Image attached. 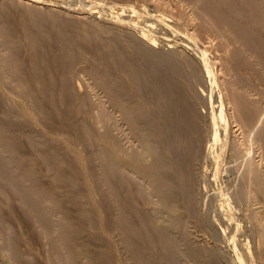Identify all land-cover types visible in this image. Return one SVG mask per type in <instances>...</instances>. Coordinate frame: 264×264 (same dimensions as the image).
Here are the masks:
<instances>
[{
  "label": "rangeland",
  "instance_id": "obj_1",
  "mask_svg": "<svg viewBox=\"0 0 264 264\" xmlns=\"http://www.w3.org/2000/svg\"><path fill=\"white\" fill-rule=\"evenodd\" d=\"M245 1L0 0V264H264Z\"/></svg>",
  "mask_w": 264,
  "mask_h": 264
},
{
  "label": "bare ground",
  "instance_id": "obj_2",
  "mask_svg": "<svg viewBox=\"0 0 264 264\" xmlns=\"http://www.w3.org/2000/svg\"><path fill=\"white\" fill-rule=\"evenodd\" d=\"M239 1H240V0H239ZM246 1H247V0H246ZM246 1H245V2H246ZM243 2H244V1H242V3H241L242 5L240 4L241 7L239 6L240 8H242V7L244 6V5H243V4H244ZM249 2H251V1H249ZM249 2H246L245 5L248 4V6H250L251 3L249 4ZM253 2H254V1H252V3H253ZM210 4H211V3H210ZM219 4H220V3H219ZM219 4H218V6H219ZM232 5H233V4H232ZM209 6H210V5H209ZM214 6H216V5H215V4H214V5L212 4V9H213ZM248 6L246 5V7H248ZM252 6L254 7V6H256V5H254V3H253V5H251L249 8H251ZM210 7H211V6H210ZM226 7H227V6H226ZM118 8H119V7H118ZM224 8H225V6H224V7H223V6H220V9H221V10H220V9L216 6V9H217V10L219 9V11H220V12L222 11V13L227 11V8H226V10L223 11L222 9H224ZM244 8H245V6L243 7V9H244ZM119 9H120V8H119ZM124 9H125V8H124ZM126 9H128V8H126ZM129 9H130V11H131V8H129ZM209 9H210V8H209ZM214 9H215V8H214ZM243 9H240V10H242L241 13L243 12ZM246 9H247V12H250V11H248V10H249L248 8H246ZM246 9H244V10L246 11ZM113 10H114V9H113ZM217 10H216V11H217ZM234 10H236V9H234ZM254 10H255V7H254L253 11H254ZM130 11H127V12H130ZM238 11H239V10H238ZM253 11H252V9H251V12H253ZM255 11H256V12H255ZM255 11L252 13L253 15L250 14V16L248 15L247 12H245L247 15H244V12H243L242 15L244 16V18L247 17V16H248L247 18H251V17L255 16L256 14H257V15L260 14L259 12H257V10H255ZM116 12H118V11H116ZM251 12H250V13H251ZM118 13H119V12H118ZM254 13H256V14L254 15ZM258 13H259V14H258ZM220 14H221V13H220ZM223 14H225V13H223ZM262 15H263V14H262ZM230 16H232V15H230ZM259 16H260V15H259ZM257 17H258V16H257ZM244 18H242L241 21L239 20L240 22H238V19H236V21L238 22V23L236 22L238 27H239V23H240V27H241V24H242L241 22L243 21ZM225 19H226V18H225ZM259 19H261V18L259 17ZM233 20H234V19H233ZM244 20H246V19H244ZM248 20H249V19H248ZM248 20H247V21H248ZM262 20H263V18L261 19V21H262ZM263 21H264V20H263ZM263 21H262V22H263ZM245 22H246V21H245ZM262 22H261V23H262ZM230 23H231V22H230ZM236 23H235V21L233 22V24H236ZM247 23H248V22H247ZM247 23H246V24H247ZM259 23H260V22H259ZM259 23H258V24H259ZM263 23H264V22H263ZM244 24H245V23H244V21H243L242 27L244 26ZM248 24H249V23H248ZM237 26H236V28H235V31L238 29V32H240V33L242 32L243 34H244V32H243L244 30H245V32H247V30H250V28H249L250 25H249V26H248V25H245V26H246V29L243 30V28H244V27H243V28H242L243 31H242V30L240 31L241 28L239 27V28H240V29H239ZM247 26H248V28H247ZM232 27H233V26H232ZM250 27H251V26H250ZM252 29H253V28H252ZM256 30H257V29H256ZM250 31H251V30H250ZM238 32H237V33H238ZM255 32L257 33V31H255ZM247 33L249 34L250 32L248 31ZM256 33H252V35H250L251 37L248 36V39L250 38V40H251L252 37H253V35L255 36ZM243 34H241V36H242V37L244 36L243 38L245 39L247 36H246V34H244V35H243ZM250 34H251V33H250ZM256 35H257V38L255 37V38H256L255 40H251V41H250V42H252V43H255V42H256L255 45L252 44V45L255 46V47L258 46V41H257V39H258V37H259L258 34H256ZM245 36H246V37H245ZM253 38H254V37H253ZM32 39H33V38H32ZM248 39H247V40H248ZM245 40H246V39H245ZM247 40H246V41H247ZM259 40H260V39H259ZM247 42H248V41H247ZM250 44H251V43H250ZM256 44H257V45H256ZM263 46H264V45H263ZM197 47H198V46H197ZM195 49H196V48H195ZM203 55H204V54H203ZM203 55H202V56H203ZM202 59H203V58H202ZM121 84H122V83H121ZM239 97H240V96H239ZM239 97H238V98H239ZM186 98H187V97H186ZM183 101H184V100H183ZM235 102H236V101H235ZM239 103H240V102H239ZM250 103H251V102H250ZM184 105H185V104H184ZM184 105H183V106H184ZM186 105H187V104H186ZM256 106H257V105H256ZM213 109H214V108H213ZM189 112H190V111H189ZM190 113H192V111H191ZM186 115H187V114H186ZM189 115H190V114H189ZM215 115H216V114H215ZM193 116H195V115L193 114ZM186 117H189V116H186ZM213 117H215V116L213 115ZM187 119H188V118H187ZM187 119H186V121H187ZM223 120H224V119H223ZM186 121H185V122H186ZM217 121H218V120H217ZM188 122H189V121H187L186 123H188ZM196 122H197V121H196ZM189 123H190V122H189ZM189 123H188V124H189ZM253 123H254V122H253ZM215 124H216V123H215ZM189 125H190V124H189ZM221 129H222V128H221ZM221 129H220V130H221ZM217 130H218V126H217ZM216 134L218 135L219 133L216 132ZM216 134H215V135H216ZM223 135H224V134H223ZM223 137H224V136H223ZM259 137H261V136H259ZM217 142H218V141H217ZM214 144H215V143H214ZM151 152H152V151H151ZM139 153H140V152H139ZM238 154H239V153H238ZM246 154H247V153H246ZM127 155H128V154H127ZM207 155H208V154H207ZM134 156H135V155H134ZM130 157H131V156H130ZM238 157H240V156H238ZM132 158H133V157L130 158L131 160H129L128 158H126V159H128L131 163H134V164L136 165L138 162L133 160V159H135V158H133V159H132ZM137 158H138V157H137ZM221 158H222V157H221ZM221 158H220V159H221ZM120 159H121V158H120ZM222 159H223V158H222ZM240 159H241V158H240ZM118 160H119V158H118ZM137 160L140 162V160H142V159H137ZM119 161H120V163H124V162H125L124 159H121V160H119ZM129 161H128V162H129ZM251 161H252V160H251ZM251 161H249V164L252 163ZM253 161H255V160H253ZM240 162H242V161H239V163H240ZM125 164H126V163H125ZM129 164H130V163H129ZM134 164H133V167H135ZM153 164H155V163H153ZM153 164H152V165H153ZM237 164H238V163H237ZM242 164H243V163H242ZM156 165L158 166V163L155 164L154 166L156 167ZM161 165H162V164H161ZM251 165H252V164H251ZM140 166H141V165H140ZM162 166H163V165H162ZM244 166H245V165H244ZM155 167H153L152 169H150V171H151V172H154V169H156ZM249 167H250V166H249ZM252 167H253V166H252ZM0 168L2 169L1 166H0ZM157 168H158V167H157ZM164 168H165V167H164ZM243 168H244V167H243ZM170 169H171V168H170ZM248 169H249V168H248ZM253 169H254V167L252 168V170H253ZM137 170H138V169H137ZM140 170H141V169H140ZM158 170H160V169H158ZM239 170H240V169H239ZM34 171H35V170H34ZM250 171H251V170H250ZM144 172H145V171H144ZM155 172H156V170H155ZM167 172H168V170H167ZM243 172H245V171H243ZM255 172H256V171H255ZM252 173H253V172H252ZM156 174H157V173H156ZM243 174H244V173H243ZM256 174H257V172H256ZM256 174H255V175H256ZM249 175H250V174H249ZM162 177H163V176H162ZM162 177H161V178H162ZM256 177H257V175H256ZM244 178H245V177H244ZM253 179H254V178H253ZM156 180H157V179H156ZM247 180H248V179H247ZM161 181H162V180H161ZM250 181H251V180H250ZM166 182H167V181H166ZM157 183H158V182H157ZM254 183H256V182H254ZM158 184H159V183H158ZM250 184H251V183H250ZM242 185H243V184H242ZM251 185H252V184H251ZM253 185L255 186V184H253ZM260 185H261V184H260ZM167 186H168V185H167ZM256 187H258V189L261 188V187L259 188V186H256ZM252 189H253V188H252ZM252 189H251V190H252ZM245 190H246V189H245ZM252 191H253V190H252ZM255 191H256V190H255ZM158 192H159V191H158ZM163 192H164V191H163ZM169 192H170V191H169ZM247 192H248V191H247ZM259 192H260V191H259ZM263 192H264V191H263ZM250 193H251V192H250ZM252 195H253V194H251V196H252ZM171 197H172V196H171ZM172 198H173V197H172ZM170 199H171V198H170ZM164 202H165V200H164ZM164 202H162V203H164ZM168 203H169V202H168ZM173 203H174V202H173ZM164 204H166V203H164ZM166 205H167V204H166ZM171 205H172V204H171ZM171 205H169V206H171ZM263 205H264V204H263ZM171 209H172L173 211H175V207H174V206H171ZM173 211H172V213H173ZM176 211H177V210H176ZM255 211H256V210H255ZM169 212H170V211H169ZM252 215H253V214H252ZM258 215H259V214H258ZM254 216H255V215H254ZM255 217H256V216H255ZM254 219H255V218H254ZM257 219H258V217H257ZM258 221H259V219H258ZM260 221H262V220H260ZM66 225H67V224H66ZM72 225H73V224H72ZM71 228H72V227H71ZM71 230H72V229H71ZM261 230H262V229H261ZM257 232H258V231H257ZM263 232H264V230H263ZM260 233H261V232H260ZM261 234H262L261 239H263L262 241L264 242V233H261ZM259 238H260V237H259ZM262 244H263V243H262ZM263 245H264V244H263ZM232 246H233V245H232ZM72 248H74V246H72ZM77 248H78V247H77ZM79 251H80V250H79ZM79 251H77V252H79ZM79 253H80V252H79ZM79 253H76V254H77L78 256H80Z\"/></svg>",
  "mask_w": 264,
  "mask_h": 264
}]
</instances>
